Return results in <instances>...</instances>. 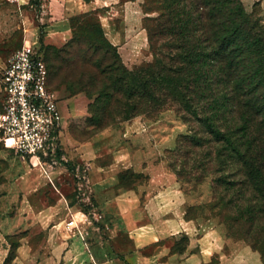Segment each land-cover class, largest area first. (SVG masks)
I'll return each mask as SVG.
<instances>
[{"label":"crops","instance_id":"0c3cea01","mask_svg":"<svg viewBox=\"0 0 264 264\" xmlns=\"http://www.w3.org/2000/svg\"><path fill=\"white\" fill-rule=\"evenodd\" d=\"M17 2L6 0L0 5L1 33L4 20L11 21L10 17L3 19L2 15L6 9L23 6ZM100 3L107 7L105 14L98 15L105 36L117 48L124 65L132 70L143 62L139 42L146 37L143 23L136 22V16L131 14L136 9L135 2L46 0L39 9L40 15L45 16L41 20L47 21L42 29L47 32V38L64 40L71 31V19L100 8ZM120 13L125 32H129L131 26L139 31L141 26V34L136 32V39L122 41L123 33L115 22ZM25 31L24 43H30L28 38L33 30L26 28ZM68 106L75 117L88 114V103L79 105L76 98L62 100L59 96L63 116V161L71 158L88 161L83 168L88 169L90 211L97 212L101 219L96 220L92 214L87 218L78 204L71 205L69 197L58 189L49 175L48 167L45 183L35 182V169L30 164V168L25 167L16 152L6 149L0 142L3 145H0V264L231 262L236 244L230 245V254L226 256L223 250L228 241L219 232L221 230L214 225L212 228L209 220L189 216L188 211L194 203L187 201L177 175L162 158L163 151L155 148L153 135L148 133L151 126L144 117L125 121L114 129L120 134L117 133L119 139L112 143L109 137L113 129L108 128L85 144L70 146L67 151L65 116ZM69 144L72 143L69 141ZM126 171L145 175L147 181L121 186L119 175ZM72 219L77 221L78 228L69 231L67 224ZM180 236L188 239L184 247L177 245Z\"/></svg>","mask_w":264,"mask_h":264},{"label":"trees","instance_id":"16d2710c","mask_svg":"<svg viewBox=\"0 0 264 264\" xmlns=\"http://www.w3.org/2000/svg\"><path fill=\"white\" fill-rule=\"evenodd\" d=\"M153 1L158 7L151 11L158 16L144 21V26L154 63L148 64L147 69L127 68L117 48L106 38L98 18L102 35L116 57L103 69V83L97 86L99 77L87 78L84 73L74 81L69 77L62 81L79 86L94 98V124L98 131L118 119L147 117L169 106L183 113L185 121H196L200 130L184 140L191 147L201 148L204 139L199 136L205 135V142L217 147L216 157L224 167L231 164L242 175L241 192L257 197L232 222L241 223L240 229L246 230L243 238H255L253 247L263 245L264 254L263 21L247 13L243 0ZM40 6L41 3L37 9ZM91 15L97 14L75 16L71 23L74 18ZM78 44L72 40L67 49L54 50L53 59L46 52L44 56L40 49L48 70L58 74L90 61L95 68H101L104 61H96L94 56L88 59L74 51ZM86 46L88 51L93 48L91 44ZM98 51L95 49L94 54ZM122 180L120 176V184ZM79 207L87 211L82 205ZM258 230L260 234H256ZM252 233L256 235L251 237Z\"/></svg>","mask_w":264,"mask_h":264},{"label":"rangeland","instance_id":"374dc122","mask_svg":"<svg viewBox=\"0 0 264 264\" xmlns=\"http://www.w3.org/2000/svg\"><path fill=\"white\" fill-rule=\"evenodd\" d=\"M5 1L6 0H0V5L3 6ZM16 1H18L17 3H21L24 7H11L6 9L5 15H2L3 19L10 17L11 21L7 22L4 20L2 33L0 30V77L8 60L24 45L26 28L27 30H29V28L31 31L33 30L29 35L35 38L33 40L31 37L28 38L29 42L37 45L44 56L46 52L52 59L54 57V50L58 51L65 49L72 40H77L79 44L75 46L74 51H76L79 56L84 57V55H86L88 59L94 56L96 61H104V64H102L101 68H95L91 61L87 64L82 62L77 68L73 70L64 69L58 74H55V72H52L49 68L50 86L60 93L59 96L62 100L76 98L79 101V105L88 103V114L84 116H73L68 106L67 115L65 116V139L68 143L67 151H70V146L85 144L91 138L96 137L99 133L108 128L113 129L109 137L111 143L118 140L117 133L120 134V132H116L114 129L121 127L122 123L125 122L124 119H118L105 129L98 131V127L94 124L96 120L95 114L93 113L95 108L94 98L91 94L83 91L79 86L62 81L64 79L63 77H69V79L74 81L79 77L80 73H84L87 78L90 77L89 75L99 77L97 85L99 86L106 77V74H103V69L116 60L114 51L109 48L108 42L102 35L98 24L97 15L105 14L107 10V7L104 6L105 4L100 3V8L92 10V12L97 15H91L85 18H74L70 25L71 31L68 36L65 37L64 40H56L53 37L47 38V32H44L42 29L47 21L45 19L41 20V18H45V16L40 15L37 6L40 3L45 4L46 0H32V3H30V0ZM84 1L91 2L93 0ZM102 1L110 3L113 0H100V2ZM121 1H132L136 3V9L132 11L131 14L136 16V22L138 23L141 21L144 25V21L146 22L147 19L158 16V13L151 11L158 7V4L153 0ZM243 4L247 13L254 14L255 18L262 20L264 24V0H243ZM145 9H148V12H146ZM122 21L120 13V15H117V20H115V22L123 33V42L132 41V37L136 39V32H140L141 34V26H139V31L138 29H133V26H131L129 32H125L121 24ZM10 23L11 27H9ZM38 26L39 28H37ZM126 33L128 34L126 35ZM88 44L93 45L92 50L88 51V47L86 46ZM139 47V49L142 48L140 51L143 62L135 66V68L142 67L143 69H147L148 64H152L155 61L153 50L149 46L147 31L146 37L140 40ZM95 49H99L96 54H94ZM2 106L3 95L0 92L1 110ZM143 117L147 120L148 125L151 126L148 133L153 135L151 139L152 142H154L155 148L163 151L162 158L166 162L167 167L177 175L179 185L181 186L182 192L186 195L187 201H193L194 203V206L188 211L189 216L199 217L202 221L209 220L212 228L214 225L221 230L219 232L225 235L228 241L223 250L226 256L230 254V245L236 244L235 256L229 264H264V254L262 253L263 245L255 249L253 247L255 238L254 240L251 238V241H246L243 238L246 235V230L240 229L241 223L234 224L232 222V219L241 217L243 211L247 210V205L250 201L258 200L251 192L246 193V195L244 193L246 191L241 192L244 187L242 175L238 174L236 168L231 164L224 167L225 164L221 163L216 157L217 147L211 143L205 142L207 139L205 135L201 134L199 136L204 139L201 148L191 147L189 143L184 140L183 137L185 136L191 137L195 135V131H199L200 127L198 123L192 119L191 122L185 121L183 113L177 112L175 107L169 106L162 109L159 113L157 112ZM69 141L72 144H69ZM0 145L3 146L2 144ZM75 159L71 158L68 162L60 160L57 164L46 167L51 171L49 175L53 177L58 189L69 197L70 201L68 202L71 205L75 203L79 206L82 205L87 209V211L84 210V212L89 213L91 206L87 205L88 202L80 201L82 195L76 185L77 166L80 165V168H83V164L88 161H77V158ZM18 160L20 162L19 157ZM24 166L30 168L28 163L25 162ZM32 169L36 171L33 180L35 182L45 183V179H48L47 175H45L40 168L32 167ZM120 176L123 178L121 184L125 186H131L132 183L142 184L147 181L145 175L132 177L127 171L120 173L119 178ZM223 181H226L228 184L224 185ZM66 184H69V186H66ZM42 193L45 197V190H43ZM43 200L45 201V198ZM38 201H41V199ZM256 234H260V231L258 230ZM256 234L252 233L251 237H254ZM187 242L188 239L185 236H180L177 240V245L179 247H184L187 245Z\"/></svg>","mask_w":264,"mask_h":264},{"label":"built area","instance_id":"2783aa9c","mask_svg":"<svg viewBox=\"0 0 264 264\" xmlns=\"http://www.w3.org/2000/svg\"><path fill=\"white\" fill-rule=\"evenodd\" d=\"M3 106L0 111V142L33 168H40L48 176L46 166L63 161L61 132L63 116L59 108V96L49 85V70L40 48L25 42L4 67L0 77ZM88 169H76L80 201L92 206L88 195ZM87 198V199H86ZM90 215L101 219L95 211ZM72 219L67 229H77Z\"/></svg>","mask_w":264,"mask_h":264}]
</instances>
